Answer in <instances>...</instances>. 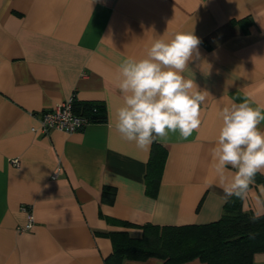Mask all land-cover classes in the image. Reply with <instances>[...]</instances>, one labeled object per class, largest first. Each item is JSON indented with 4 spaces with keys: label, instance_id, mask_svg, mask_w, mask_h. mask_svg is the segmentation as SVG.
I'll list each match as a JSON object with an SVG mask.
<instances>
[{
    "label": "crops",
    "instance_id": "crops-1",
    "mask_svg": "<svg viewBox=\"0 0 264 264\" xmlns=\"http://www.w3.org/2000/svg\"><path fill=\"white\" fill-rule=\"evenodd\" d=\"M183 31L201 41L184 75L209 95L190 137L154 141L167 155L151 196L145 171L152 144L141 150L115 128L123 105L118 68L129 57L143 58L155 39ZM71 95L75 103L103 104L105 119L41 132V111ZM245 99L264 108V0H0V264H102L112 250L104 231L140 233L116 220L219 218L225 199L210 150L221 109ZM258 127L264 130V122ZM234 171L225 172L226 185ZM105 186L114 188L111 203L101 199ZM262 194L264 182L251 185L242 208L255 213ZM29 212L33 224L21 229ZM252 264H264V251Z\"/></svg>",
    "mask_w": 264,
    "mask_h": 264
},
{
    "label": "clouds",
    "instance_id": "clouds-1",
    "mask_svg": "<svg viewBox=\"0 0 264 264\" xmlns=\"http://www.w3.org/2000/svg\"><path fill=\"white\" fill-rule=\"evenodd\" d=\"M200 39L193 31L176 32L170 39H155L143 58L129 57L119 66L118 88L123 105L116 112V131L122 139L146 150L154 141L165 142L178 134L186 140L201 126V105L209 95L184 75L199 58ZM222 127L211 148L218 186L225 201L245 199L258 173L264 174V108L247 100L220 111ZM234 171L230 185L225 172ZM264 195V194H262ZM250 220L264 215V198L257 196Z\"/></svg>",
    "mask_w": 264,
    "mask_h": 264
},
{
    "label": "trees",
    "instance_id": "trees-1",
    "mask_svg": "<svg viewBox=\"0 0 264 264\" xmlns=\"http://www.w3.org/2000/svg\"><path fill=\"white\" fill-rule=\"evenodd\" d=\"M247 30L248 19L244 21ZM73 110L90 120L105 119V108L97 101L75 103ZM167 155L160 143H152L145 171V192L157 194L158 185ZM264 182V174L258 173L255 182ZM114 188L105 186L101 199L111 203ZM253 211L242 208V200L235 196L224 201L219 218L204 223L135 224L120 219L125 227H139L138 235L128 229L104 231L111 240L112 250L102 264H121L125 259H161V264H181L198 259L206 264H252L253 254L264 251V215L256 222L250 217Z\"/></svg>",
    "mask_w": 264,
    "mask_h": 264
},
{
    "label": "built area",
    "instance_id": "built-area-1",
    "mask_svg": "<svg viewBox=\"0 0 264 264\" xmlns=\"http://www.w3.org/2000/svg\"><path fill=\"white\" fill-rule=\"evenodd\" d=\"M73 99L74 96L71 95L63 101L57 103L53 107L43 109L39 115V130L41 132H46L49 129H59L62 131H74L82 128L87 124L90 119L88 116L76 113L73 110ZM34 130L35 128L32 127ZM11 163L13 165H19L18 157L11 158ZM21 208H25L21 205ZM33 215L31 212L28 213L26 223L21 226V229L29 228L33 224Z\"/></svg>",
    "mask_w": 264,
    "mask_h": 264
}]
</instances>
